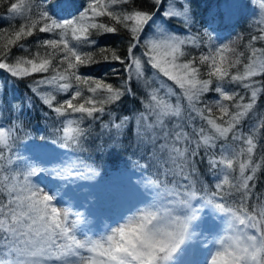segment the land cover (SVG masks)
Instances as JSON below:
<instances>
[{
  "label": "snow or ice",
  "instance_id": "1",
  "mask_svg": "<svg viewBox=\"0 0 264 264\" xmlns=\"http://www.w3.org/2000/svg\"><path fill=\"white\" fill-rule=\"evenodd\" d=\"M258 8L264 14V0H258ZM7 11L25 23L0 36V74L13 81L32 78V97L45 109L44 118L56 121L53 144L76 152L91 138L100 154L106 148L107 155L119 154L127 148L116 145L123 146L131 128L136 150L143 147L149 158L144 164L137 160L136 166L143 171L154 167L155 174L143 190L133 182L152 199L126 213L123 223L105 224L100 233L86 231L92 221L62 208L58 191L49 192L33 178L46 173L59 185L92 181L100 172L59 161V167L36 168L14 155L31 97L8 101L5 84L0 118L9 126L0 123V264H177L197 235V213L206 208L222 214L224 227L201 241L209 249L205 264H264V194L257 196L255 184L264 163V155L255 158L258 148L264 152V114L256 113L247 132L242 128L264 96V15L244 51L207 44L208 51L194 54L189 49H201L204 34L189 35L195 23L193 0H146V5L39 0V10L18 0ZM217 17L222 22L225 15L211 13L206 25L211 31ZM173 22L181 32L171 30ZM124 31L125 49L102 44ZM34 36L35 51L22 43ZM13 47L25 55L14 56ZM97 53L111 66L116 84L91 75ZM137 89L143 99L138 100ZM210 94H215L211 103ZM126 99L138 100L140 109L119 114ZM229 139L235 143L218 144ZM30 146L37 153L49 148L47 142ZM199 163L215 177L216 191L197 188Z\"/></svg>",
  "mask_w": 264,
  "mask_h": 264
},
{
  "label": "trees",
  "instance_id": "2",
  "mask_svg": "<svg viewBox=\"0 0 264 264\" xmlns=\"http://www.w3.org/2000/svg\"><path fill=\"white\" fill-rule=\"evenodd\" d=\"M219 9L215 11L209 12L205 10V7L208 8V4L205 7H202V10L199 8L200 2L198 0H193V11L195 14V23L192 26V30L189 33L191 36H197L199 38V34H204V40L202 42L201 49H189V51L194 54H199L201 50L208 51V48H205L204 45L211 44L213 46H222L225 44L232 45L237 47L238 51H244V44L247 43L250 35L255 34L256 29V17L260 14V10L256 13L254 9L248 11L247 14L240 12L239 15L237 12L234 14V17L230 15L227 16L224 13V5L222 0H215ZM11 2H18V0H0V36H7L9 32L14 29H17L19 26L25 23L23 17H12L11 14L7 11ZM28 7L39 10V0H25ZM139 4L146 5V0H137ZM249 4H247L248 6ZM78 6V2H77ZM75 11V8L72 9ZM204 11V13L202 12ZM220 12L225 15V19L221 22L220 19L216 20V23L211 25V28L214 31H211L210 28H207L206 25L210 20L211 13ZM67 13H61V15H66ZM102 20L107 21V18H101ZM260 19V18H259ZM218 21V22H217ZM218 23V24H217ZM170 28L173 32H181L182 29L178 24L173 22L170 25ZM40 36H46L47 34H39ZM214 35V42L208 41L207 36ZM127 36L126 31L120 34L119 38L115 37H107L102 41V44L112 47L119 46L121 50L126 48V42L122 43L124 38ZM240 38L239 40L237 38ZM99 39V37H95ZM37 37H29L25 38L22 43L27 44L29 48L36 50L35 40ZM213 40V38H212ZM3 41H0L2 44ZM233 42H236L233 45ZM43 51V49H40ZM12 53L14 56L19 57L21 55H25V53L21 52L18 47L12 48ZM247 55V53H246ZM100 54L97 53V60L99 61ZM118 67V66H117ZM83 71V69H82ZM105 73H108L105 76ZM92 76H101L104 77L109 83L116 84L117 79L112 75L111 66L103 61H99L96 65L93 66L91 71ZM122 78V77H121ZM31 79L29 78L24 81H13L10 79L7 74H0V89H2L5 84L7 86V97L8 101L15 100L19 103L21 100L26 97H31V103L28 106V109L24 112L22 117L24 127L19 132L18 138L13 144V152L14 155L19 156L21 160L26 162L28 165L32 166V161L29 159V154H40L33 151L30 146L33 141L36 143L47 142L49 144L48 150H51L54 153L53 161H59L62 165L71 166L76 165L78 167H95L100 175L96 177L95 180L89 182H98L101 180L102 182H107L110 180L112 172L115 174L130 172L132 174H137L139 178L142 179H153L155 174V168L149 167L146 171H143L140 167L136 166V161L139 160L140 164H144L148 162L149 158L146 157L145 149L142 147L139 151L136 150L134 146V134L133 130L129 128V131L124 138L123 146L117 144L116 147L119 149L121 147L127 148V151H121L118 153H112L107 155L108 149H103V154H100L94 147L91 146L92 140L90 138L89 142L85 144L84 150L74 152L72 148L63 149L59 146V144H53V141L56 139L55 133V124L56 121L51 118V116L47 119L44 118L45 109L41 106V103L35 97H32V94L29 91V87L31 84ZM258 79H261L258 77ZM161 81H157L160 83ZM167 84H171L170 81ZM228 88H234L235 85H225ZM179 92V89H176ZM138 92V100L143 99V95L141 94V89H137ZM211 99H209V103L215 99V94H210ZM138 100L126 99L124 103L120 106L119 114H128L134 113L136 110L140 109V104ZM227 103V102H225ZM256 113L264 114V96L258 101L256 108H254L253 113L250 114V119H246L242 125V128L245 132L251 127V125L256 120ZM18 115V113H17ZM116 115V113H114ZM7 114H5V117ZM0 123H3L5 127L9 125L6 123V119L0 118ZM17 123H19L17 121ZM200 121H197L199 124ZM95 135V134H94ZM41 137L44 139L41 140ZM264 142V140H262ZM219 143H227L232 144L235 143L229 139V141H218ZM109 148L112 145L108 146ZM54 149V150H53ZM46 151V150H45ZM256 159H259L261 155H264V152L261 149H257ZM143 157V159H142ZM57 166V165H56ZM60 166V165H59ZM198 177L199 183L197 184V188H200L201 185L204 189H206L207 193H212L216 191L215 177H213L207 170V165L205 163L198 164ZM233 175H238V169ZM256 192L257 196L264 194V163H261V167L256 172ZM204 193H201L203 195ZM233 198L227 197V200L230 202Z\"/></svg>",
  "mask_w": 264,
  "mask_h": 264
},
{
  "label": "rangeland",
  "instance_id": "3",
  "mask_svg": "<svg viewBox=\"0 0 264 264\" xmlns=\"http://www.w3.org/2000/svg\"><path fill=\"white\" fill-rule=\"evenodd\" d=\"M198 1L200 2V10L206 4H208V8L205 7L206 11L212 12L219 9L215 0ZM222 1L224 13L229 17L230 15L234 17L236 12L235 15H239L240 12L241 14H247L252 9L256 13L259 11L258 0H252L251 4H249V0H236L235 4H230L232 0ZM247 4L249 5L247 6ZM202 12L204 13V11ZM262 15L264 14L260 12L256 20L258 21ZM211 37L213 38L211 41L214 42L215 36L211 35ZM149 38H151V35ZM53 158L54 153L48 149L39 155L36 153L29 154L32 166L36 168L56 165L59 167V164H56ZM46 175L45 173L33 178L34 182L46 188L49 192L55 193L58 191V199L62 208H67L72 213H83L85 217L92 218L90 219L92 223L85 230H91L94 233L104 231L105 224L114 227L118 221L123 222L121 220L126 213H129L146 199H152L151 196L146 197L145 193L141 192L135 184H139L141 190H143L146 181L149 179L139 178L137 174L130 172L119 174L112 172L110 180L105 183L101 180H98V182L66 180L58 182L60 186ZM197 215L200 218L193 224V230L197 232V235L193 237V242L187 246L184 253L178 258L177 264H205L209 249L202 247L201 241L220 232L224 227L219 218L222 214H215L211 209L206 208Z\"/></svg>",
  "mask_w": 264,
  "mask_h": 264
},
{
  "label": "clouds",
  "instance_id": "4",
  "mask_svg": "<svg viewBox=\"0 0 264 264\" xmlns=\"http://www.w3.org/2000/svg\"><path fill=\"white\" fill-rule=\"evenodd\" d=\"M87 219H89V220H90V219H92V218H87ZM122 223H123V222H122Z\"/></svg>",
  "mask_w": 264,
  "mask_h": 264
}]
</instances>
